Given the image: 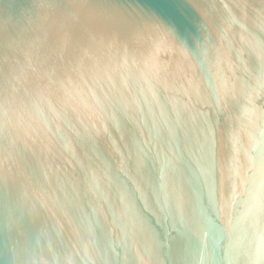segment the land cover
Here are the masks:
<instances>
[{"label":"water","instance_id":"95a60500","mask_svg":"<svg viewBox=\"0 0 264 264\" xmlns=\"http://www.w3.org/2000/svg\"><path fill=\"white\" fill-rule=\"evenodd\" d=\"M0 264H264V0H0Z\"/></svg>","mask_w":264,"mask_h":264}]
</instances>
